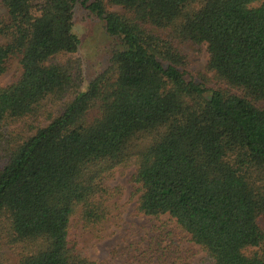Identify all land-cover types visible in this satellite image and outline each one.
<instances>
[{"label":"trees","instance_id":"trees-1","mask_svg":"<svg viewBox=\"0 0 264 264\" xmlns=\"http://www.w3.org/2000/svg\"><path fill=\"white\" fill-rule=\"evenodd\" d=\"M0 5V77L20 66L0 85V253L106 264L72 230L101 240L118 224L122 188L108 182L132 169L136 214L167 215L201 264H264V0ZM77 5L113 41L84 87ZM188 43L205 46L213 85L188 71ZM152 250L153 264H177Z\"/></svg>","mask_w":264,"mask_h":264},{"label":"rangeland","instance_id":"rangeland-1","mask_svg":"<svg viewBox=\"0 0 264 264\" xmlns=\"http://www.w3.org/2000/svg\"><path fill=\"white\" fill-rule=\"evenodd\" d=\"M110 11L118 8H109ZM5 11L0 5V17ZM103 23L79 5L74 10V31L80 39L77 57L82 62L83 87L88 81L103 72L108 66L113 41L104 32ZM183 53L187 69L198 83L213 85V75L206 70L207 52L205 46L185 44ZM20 73L18 59H11L7 71L0 77V85L13 83ZM133 170L119 171L108 182L110 187L120 186L122 196L120 221L111 226L104 238L97 240L91 233H72L78 235L77 241L87 256L106 264H153V248L159 254L165 253L177 264H201L204 254L198 246L190 243L184 234L176 230L167 215L159 220L150 219L135 212V199L131 196L133 185L130 182ZM19 250L3 245L0 256L2 264H17ZM158 257V255H156ZM169 264L171 262H168Z\"/></svg>","mask_w":264,"mask_h":264}]
</instances>
